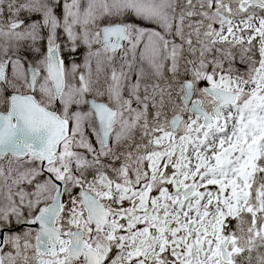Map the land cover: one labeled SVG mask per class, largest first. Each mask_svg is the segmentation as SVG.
I'll use <instances>...</instances> for the list:
<instances>
[{"label": "snow or ice", "instance_id": "6c2138e0", "mask_svg": "<svg viewBox=\"0 0 264 264\" xmlns=\"http://www.w3.org/2000/svg\"><path fill=\"white\" fill-rule=\"evenodd\" d=\"M0 264H264V0H0Z\"/></svg>", "mask_w": 264, "mask_h": 264}]
</instances>
